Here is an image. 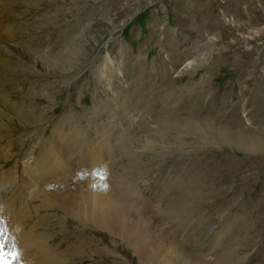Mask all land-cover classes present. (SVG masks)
<instances>
[{
  "label": "rangeland",
  "instance_id": "rangeland-1",
  "mask_svg": "<svg viewBox=\"0 0 264 264\" xmlns=\"http://www.w3.org/2000/svg\"><path fill=\"white\" fill-rule=\"evenodd\" d=\"M161 72L181 83L208 78L217 94L206 96L200 118L225 141L165 145L161 105H144L153 103L150 83L166 90ZM0 86L14 95L10 121L0 119L13 210L26 196L23 157L33 176L51 172L36 165L37 144L63 177L29 198L49 206L40 238L67 222L93 235L94 192L141 249L135 264H264V0H0ZM188 173L198 201L181 213L170 187ZM59 205L72 208V221Z\"/></svg>",
  "mask_w": 264,
  "mask_h": 264
},
{
  "label": "bare ground",
  "instance_id": "bare-ground-1",
  "mask_svg": "<svg viewBox=\"0 0 264 264\" xmlns=\"http://www.w3.org/2000/svg\"><path fill=\"white\" fill-rule=\"evenodd\" d=\"M53 69L54 68H51V67L45 68L46 71H52ZM161 73L162 75L161 77L160 75L158 76V80H160L163 83V87H165L166 90L162 92L161 94V88H162V86H160L161 83L159 81L156 83V85L150 83L151 84L150 87L155 88V89H152V94L149 93L148 95L149 98L150 97L152 98L153 103H150L149 101H147L146 103H144V105H147V108H156L159 105H161V108H162L161 111L163 112V114L162 116L161 115L158 116L157 119L160 121L161 126L164 128V130L162 131L160 135V139L162 141H165V145H168V143L170 142L174 144L175 146L184 147V145H189L190 143L188 142L190 141L197 142V143H205L207 145H209L208 143L211 140L219 139V140L225 141L226 139L220 138V133L218 129L216 128L215 126L216 124L214 121L200 118L201 112L203 110L202 103L205 100L206 96L212 93L214 95L217 94L216 91L214 93L213 91L214 88L211 85L208 78L203 77V78L195 80L194 75H193V76H189L185 83H181L182 77H179V76L172 77L170 76L171 72L169 74L168 72H161ZM142 76L145 77V73L142 74ZM140 92L141 90H139V93ZM13 98H14V95H12L11 93L4 92L0 89V99H1L0 100V119H3V120L5 119L7 122L10 121V117L8 113H12L10 103H11V100H13ZM35 116L36 118H39V119L41 118L40 114L36 113ZM205 132L208 133L207 134V138L209 139L208 141H206L207 138L204 137L203 135V133ZM228 134L229 132H227L226 134H222V135L224 137H228ZM183 138H185V140H182ZM30 140L32 141V137L28 139V141ZM9 143H10V135L3 136L2 138H0V150H1L0 152L5 154L0 164V226L3 229H5V231L8 233V236L4 237V240H3V243L5 242V240H7V242L4 243L5 253H8V254L15 253L17 256V259L12 261V264H18V261H20L21 256L25 254L28 256L26 257L27 259L26 264H86V262H89V264H135L134 261L141 254V249L139 250L135 246V244L132 243L134 241L131 240V237H129L125 232H123V230H126V229L124 228V226L122 227V225L119 224L121 223L120 221H118L120 220V217L119 219L111 218L108 214L110 211L106 210L103 212L102 207L98 206L99 205L98 203H97L98 205L96 204L94 200L97 199L99 195L97 196L94 192L92 193L91 198L93 199L95 203L91 201L89 206L86 207L88 210V213H87L88 216L89 217L92 216V218L96 217L94 219L95 220L94 222L96 223L97 226L95 227L99 228L97 230L90 231V233L92 232L93 235L82 236L81 234L78 235L77 233H73L71 232L70 230L71 227L69 226V223L67 222L64 225L61 224L58 227L57 230L60 232L56 231L55 232L56 235L54 238H51L50 235L49 237L45 236L46 238L45 237L40 238L39 236L40 228L42 224L46 222L45 214H43L42 211H44L45 207H49V206L47 203L42 204L38 202L37 204H35L34 202H31L29 198L31 199V197L35 195L36 193L42 192L45 194L47 191L46 189L48 185H52V184H54V186L57 185L61 181V179L63 181V177L62 176L59 177V175L56 172L58 163H57V160L55 161L56 158L55 159L53 158L54 155L51 154L52 156L50 160L49 156H47L42 149V143L40 145L37 144L36 148L38 149L37 151L38 153H37L36 158L33 157L34 161H36V165L39 164L41 171H43L46 167H49L51 168L50 169L51 172L50 173L42 172L38 177L33 176V174H30V172L29 173L27 172V170L29 169L28 166H29V161L31 160V158L23 157L22 165L25 167V169L23 168L24 170H23L22 176H23V182L26 185L25 190H24L26 196L24 198L22 196V199L20 200L21 207H19L16 211L13 210L14 208L13 206L15 204L14 205L12 204L13 197H14V196L12 197V195H13L15 186L11 182L10 177H8V174L10 175V169L7 168L8 166L7 164L9 163L11 159ZM228 146H230V144H228ZM162 156L164 158L168 157V148L166 149L164 154H162ZM204 157H201V159L203 160ZM148 158H150L149 163L151 164L152 158L151 157H148ZM47 160L48 161L50 160L49 165H46L48 162ZM229 165L232 166V160H230ZM181 180H182L181 185L176 186L177 183L173 182L172 187H170V189L172 190L175 189V191L179 192V197L176 198L175 205H178L181 213H183L184 208L187 205H190V203L191 204L196 203L198 201L197 197L195 196V190H194V187H196L195 184L197 183L196 181L197 179H194L193 176L188 173L185 176L183 175V179ZM75 183L73 182V184ZM169 184L167 182V185ZM173 184H175L176 187ZM96 190L97 188L95 189V191ZM56 192L58 193L57 195L62 194L60 191H56ZM171 192L173 191H169V194H171ZM59 197L61 198V196ZM63 198L65 197L63 196ZM61 203H63V201ZM173 207L175 208V206ZM57 209L61 210L66 220L72 221V218H74L71 216L69 217L68 215V212L72 210V208L70 210L68 208L67 210L65 206L59 205L57 206ZM187 219H186V222H187ZM180 221H183V220H180ZM117 226H119L120 235L114 236V235H110V233L107 232L108 230L110 231L113 230V228ZM93 227L91 228L93 229ZM106 227L109 229H104ZM104 230H107V231H104ZM58 234L60 235L57 236ZM8 259L11 260L10 255L8 256Z\"/></svg>",
  "mask_w": 264,
  "mask_h": 264
},
{
  "label": "snow or ice",
  "instance_id": "snow-or-ice-1",
  "mask_svg": "<svg viewBox=\"0 0 264 264\" xmlns=\"http://www.w3.org/2000/svg\"><path fill=\"white\" fill-rule=\"evenodd\" d=\"M4 235H5V229L0 227V264H12V261L17 259V256L15 253L8 254L4 251ZM11 256V260L8 259V256Z\"/></svg>",
  "mask_w": 264,
  "mask_h": 264
}]
</instances>
